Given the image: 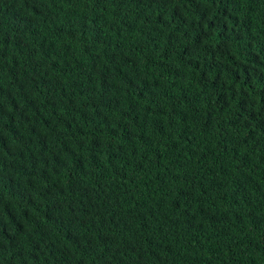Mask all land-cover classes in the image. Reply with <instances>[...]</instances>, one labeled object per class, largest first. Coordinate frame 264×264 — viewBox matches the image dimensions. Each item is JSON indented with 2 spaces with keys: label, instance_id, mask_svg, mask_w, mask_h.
<instances>
[{
  "label": "trees",
  "instance_id": "1",
  "mask_svg": "<svg viewBox=\"0 0 264 264\" xmlns=\"http://www.w3.org/2000/svg\"><path fill=\"white\" fill-rule=\"evenodd\" d=\"M0 264H264V0H0Z\"/></svg>",
  "mask_w": 264,
  "mask_h": 264
}]
</instances>
